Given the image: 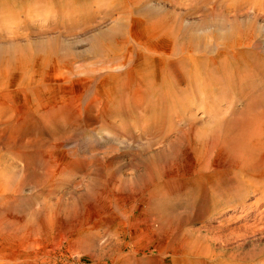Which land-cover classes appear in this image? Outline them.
I'll use <instances>...</instances> for the list:
<instances>
[{"label":"rangeland","instance_id":"rangeland-1","mask_svg":"<svg viewBox=\"0 0 264 264\" xmlns=\"http://www.w3.org/2000/svg\"><path fill=\"white\" fill-rule=\"evenodd\" d=\"M37 1L0 0V264H264V0Z\"/></svg>","mask_w":264,"mask_h":264},{"label":"bare ground","instance_id":"bare-ground-1","mask_svg":"<svg viewBox=\"0 0 264 264\" xmlns=\"http://www.w3.org/2000/svg\"><path fill=\"white\" fill-rule=\"evenodd\" d=\"M1 1H2V0H1ZM23 1H24V0H23ZM29 1H30V0H29ZM38 1H39V0H38ZM38 1H37V2H38ZM95 1H98V0H95ZM99 1H100V0H99ZM101 1H102V0H101ZM101 1H100V2H101ZM105 1H106V0H105ZM110 1H111V0H110ZM127 1H129V0H127ZM127 1L125 2V1L123 0L121 3H124V4H125V3H127ZM4 2L7 3V1H4ZM26 2H27V1H26ZM26 2H25V3H26ZM32 2L34 3V1H32ZM35 2H36V0H35ZM40 2H41V1H40ZM219 2H222V1L219 0ZM6 3H5L4 5H3V3H0V8H1V10L3 9V14H5V10H6L5 7H8V6L6 5ZM27 3H28V2H27ZM27 3H26V4H27ZM96 3H97V2H96ZM98 3H99V2H98ZM133 3H134V2H133ZM110 4H111V3H110ZM118 4H119V3H118ZM118 4H117V5H118ZM225 4H226V2H225ZM5 5H6V6H5ZM9 5H10V4H9ZM34 5H35V4H34ZM3 6H5V7H3ZM11 6H12V5H11ZM16 6H17V5H16ZM30 6L33 7V5H30ZM13 7H14V6H13ZM23 7H24V6H23ZM25 7H26V5H25ZM28 7H29V4H28ZM126 7H127V6H126ZM26 8H27V7H26ZM37 8H38V7H37ZM17 9H18V7H17ZM17 9H16V10H17ZM24 9H25V8H24ZM30 9H31V8H30ZM33 9H34V8H33ZM33 9H32V10H33ZM19 10H20V9H19ZM21 10H22V9H21ZM32 10H31V11H32ZM61 10H62V9H61ZM24 12H25V11H24ZM22 13H23V12H22ZM27 13H28V9H27ZM18 14H19V13H18ZM0 18H1V17H0ZM128 33H129V32H128ZM132 35H133V33H132ZM132 35H131V36H132ZM122 36H123V37H120V40H117V41H116L117 48H116V46L113 47L115 51L117 50V51H116V55H117V57H119V58L121 57V59L118 60V61H117V60H116V61L114 60L115 62H114L113 60H111V62H109V65H110V63H111V64H113V65L115 64V66H116V65H117V66H121V68H123L122 65H123V66H125V65L127 66V69H125V67L123 68V69H125V70H124L122 73H119V72H118V73H119V76H118L117 78H115L114 80L111 79V80H113V81H115V82L117 83L118 87H120L119 85H122L126 80H127L128 82H129V81H131V82L134 81V80H133L134 77H133V75L131 74V70H132V66H133V65H132L133 58H132L131 55H132V54L134 55L133 52H134L135 49H136V51H137V48H136V47H137V44H136V43H137V42H136L137 40L132 39V37H131L130 35H127V36L122 35ZM133 36H134V35H133ZM247 37H250V36H247ZM121 38H122V39H121ZM133 38H134V37H133ZM241 38H242V37H241ZM241 38H240V40H241ZM171 39L173 40V38H171ZM171 39H170V40H171ZM245 39H246V38H245ZM245 39H243L242 42H244ZM246 40H247V39H246ZM246 40H245V41H246ZM250 40H251V39H249V40H247V41H250ZM134 41H135L136 43H135ZM237 41H238V40H237ZM140 42H141V41H140ZM242 42H241V41H238V42H235V41H234L232 47H231L232 44H231V45L228 44V47H225V46H224L225 48L222 47V48H224V49H222V51L220 52V54L222 55L221 57H224V59H225V60H224V59L221 60V63H223L224 67H223V65H222L223 68H221V69H220V67L217 68V69H216L217 72L225 73V77H231L230 79H232L233 77H235V76H231V75H234V74L236 75V73L239 72V70H238L237 68H235V69L237 70V72L235 73L236 70L234 71V66H233V68L230 67L231 64H229V63H230L229 61H233L234 58H238V59H239V57L241 58L240 60H243V59H244V57H245V55H244L245 50H243L242 47H246V46H247V43H246V46H243L244 43H242ZM251 42H252V41H251ZM141 43H142V44H145V42H144V43L141 42ZM248 44H249V43H248ZM140 45H141V44H140ZM177 45H179V44H177ZM183 45H184V44H183ZM229 45H230V46H229ZM234 45H235V46H234ZM250 45H251V44H250ZM250 45H249V46H250ZM144 46H146V45H144ZM144 46H143V48H144ZM226 46H227V45H226ZM138 47H139V46H138ZM177 47H179V46H177ZM247 47H248V46H247ZM109 48L112 49L111 47H109ZM141 48H142V47H141ZM171 48H172V45H171ZM186 48H187V47H186ZM186 48H185V50H186ZM104 49H105V48H104ZM145 49H146V48H145ZM172 49H173V48H172ZM172 49H171V50H172ZM182 49H183V48H182ZM105 50H108V48H106ZM114 50H108L109 52L106 51L105 56H106L108 53H113V54H115V53H114ZM147 50H148V49H147ZM147 50H146V51H147ZM152 50H153V49H152ZM169 50H170V49H169ZM173 50H174V49H173ZM173 50H172V51H173ZM179 50H180V49H179ZM142 51H143V50H142ZM146 51H145V52H146ZM154 51H155V50H154ZM154 51H152V52H154ZM159 51H160V50H159ZM166 51H167V50H166ZM177 51H178V50H177ZM180 51H181V50H180ZM180 51H179V52H180ZM186 51H188V50H186ZM189 51H190V50H189ZM189 51H188V52H189ZM219 51H220V50H219ZM219 51H218V52H219ZM137 52H141V51H137ZM143 52H144V51H143ZM160 52H161V51H160ZM160 52H159V53H160ZM169 52H170V51H169ZM173 52H174V51H173ZM192 52H193V51H191V53H192ZM157 53H158V52H157ZM166 53H167V52H166ZM180 53H181V56H182L184 59H185V58H188L191 62H192V61L195 62V59L198 60V59H197L198 57H196L195 55L191 56V55H188L186 52H180ZM143 54H144V53H143ZM148 54H149V53H148ZM175 54H176V53H175ZM175 54H173V53L170 52V54H167L166 56H168V57L171 56V57H172V56L175 55ZM220 54H219V55H220ZM116 55H115V56H116ZM135 55H136V54H135ZM141 55H142V53H141ZM154 55H155V54H154ZM154 55H153V58H154ZM156 55H157V54H156ZM162 55H163V52H162ZM162 55H161V56H162ZM130 56H131V57H130ZM143 56H144V55H143ZM147 56H150V54L147 55ZM147 56H146V57H147ZM151 56H152V55H151ZM164 56H165V55H164ZM175 56H176V55H175ZM182 57H181V58H182ZM207 57H208V56H207ZM207 57H205V58H207ZM221 57H220V58H221ZM233 57H234V58H233ZM134 58H135V57H134ZM158 58H159V57H158ZM176 58H177V57H176ZM201 58H202V57H201ZM203 58H204V57H203ZM212 58H213V57H212ZM212 58H211V59H212ZM216 58H218V56H217ZM216 58H215L214 60H216ZM220 58H218V60H219ZM112 59H113V58H112ZM147 59H148V58H147ZM149 59H150V58H149ZM166 59H167V58H166ZM221 59H222V58H221ZM238 59H237V60H238ZM138 60H139V59H138ZM162 60H163V58H162ZM167 60H168V59H167ZM180 60H181V59H180ZM185 60H187V59H185ZM202 60H203V59H202ZM202 60H201L200 62H202ZM209 60H210V59H209ZM143 61H144V60H143ZM145 61H146V60H145ZM145 61L142 62V63H146V62L148 63V62H149V60L146 61V62H145ZM163 61H164V60H163ZM178 61H179V60H178ZM183 61H184V60H183ZM203 61H204V60H203ZM206 61H207V60H206ZM210 61H211V60H210ZM234 61L236 62V60H234ZM133 62H134V61H133ZM150 62H151V61H150ZM166 62H167V61H166ZM186 62H187V61H186ZM211 62H213V59H212ZM211 62H210V63H211ZM218 62H220V61H218ZM228 62H229V63H228ZM170 63H171V62H169V64H170ZM187 63H188V62H187ZM187 63H186V64H187ZM214 63H215V61H214ZM231 63H232V62H231ZM127 64H128V65H127ZM160 64H161V63H160ZM162 64H164V63H162ZM178 64H181V63L179 62ZM186 64H185V65H186ZM207 64H208V63H207ZM207 64H206V65H207ZM211 64H212V63H211ZM216 64H217V63H216ZM148 65L150 66L149 63H148ZM148 65L145 64L144 67H146V66H148ZM172 65H173V64H172ZM172 65H171V66H172ZM190 65H192V64H190ZM194 65L198 67L200 64H199V62L197 61V63H194ZM203 65H204V64H203ZM208 65H209V64H208ZM212 65H213V64H212ZM218 65H219V64H218ZM110 66H111V65H110ZM149 66H148V67H149ZM163 66H164V65H163ZM165 66H166V65H165ZM167 66H168V65H167ZM167 66H166V67H167ZM183 66H184V65H183ZM183 66H180V68H182ZM186 66H187V65H186ZM186 66H184V68H185ZM220 66H221V64H220ZM107 67H108V66H107ZM111 67H112V66H111ZM111 67H110V68H111ZM133 67H134V66H133ZM159 67H160V66H159ZM173 67H174V66H173ZM190 67H192V66H190ZM197 67H196V68H197ZM203 67H204V66H203ZM203 67L201 66V68H203ZM217 67H218V66H217ZM110 68H109V70H110ZM116 68H117V67H116ZM161 68H162V67H161ZM169 68H170V67L168 66V69H167V70H169ZM199 68H200V67H198V70H197V69L194 70L195 73H191V72H193V71L190 72L191 69H189L188 71H189V73L191 74V76H194L195 78H197L198 76H200V75H199L200 72H197V71H200V70H201V69L199 70ZM112 69H113V68H112ZM112 69H111L110 72H112ZM134 69H135V68H134ZM141 69H142V68H141ZM141 69H140V70H141ZM146 69H147V67H146ZM172 69H173V68H172ZM172 69H170V70H172ZM182 69H183V68H182ZM194 69H195V68H194ZM107 70H108V68L106 69V72H107ZM121 70H122V69H121ZM184 70H185V69H184ZM205 70H206V68H205ZM113 71L115 72V70H113ZM116 71H117V70H116ZM134 71L137 73L136 70H134ZM134 71H133V72H134ZM144 71H146V70H144ZM163 71H164V70L162 69L161 72H163ZM181 71H182V70H181ZM188 71H187V72H188ZM202 71H203V70H202ZM202 71H201V72H202ZM206 71H207V70H206ZM165 72H166V71H165ZM167 72H169V71H167ZM185 72H186V71H185ZM185 72H183V73H185ZM203 72H204V71H203ZM203 72H202V73H203ZM211 72H213V71H211ZM116 73H117V72H116ZM170 73H171V72H170ZM205 73H206V72H204V74H205ZM213 73H214V72H213ZM239 73H242V72L240 71ZM108 74L110 75V73H108ZM111 74H112V73H111ZM143 74H145V73H143ZM147 74H148V73H147ZM147 74H145V76H146ZM171 74H172V73H171ZM177 74H179V73H177ZM190 74H189V75H190ZM193 74H194V75H193ZM207 74H208V73H207ZM113 75H114V74H113ZM115 75H116V74H115ZM131 75H132V76H131ZM140 75L142 76V74H140ZM169 75H170V74H169ZM172 75H173V74H172ZM172 75H171V76H172ZM219 75H220V74H219ZM238 75H239V74H238ZM238 75H237V76H238ZM243 75H244V74H243ZM143 76H144V75H143ZM147 76H148V75H147ZM173 76H174V75H173ZM210 76H211V75H210ZM215 76H217V75H215ZM223 76H224V74H223ZM245 76H246V75H245ZM248 76H249V74H248ZM110 77H111V75H110ZM115 77H116V76H115ZM184 77H185V76H184ZM184 77H183V78H184ZM211 77H213V76H211ZM240 77H243V76H242V75H241V76L239 75V78H240ZM112 78H113V77H112ZM148 78H149V77H148ZM169 78H170V77H169ZM174 78H176V75L174 76ZM199 78H200V77H199ZM199 78H198V79H199ZM201 78H202V77H201ZM216 78H217V77H216ZM216 78H215V79H216ZM108 79H109V78H108ZM108 79H106V80H108ZM141 79H144V80H145V79H147V77H144V78H141ZM167 79H168V78H167ZM185 79H187V78H185ZM203 79H204V78H203ZM206 79L209 80L208 78H206ZM215 79L212 78L213 81L218 80V79H216V80H215ZM234 79H236V78H234ZM234 79H233V80H234ZM111 80H110V81H111ZM139 80H140V79H139ZM171 80H172V78H171ZM171 80H170V81H171ZM174 80H175V79H174ZM177 80H178V79H177ZM192 80H193V79H192ZM201 80H202V79H201ZM201 80H200V81H201ZM242 80H243V79H242ZM140 81H142V80H140ZM147 81H148V80H147ZM178 81H179V80H178ZM187 81H188V80H187ZM193 81H196V80H193ZM200 81H199V82H200ZM213 81H212V82H213ZM218 81H221V79L218 80ZM218 81H217V82H218ZM246 81H247V80H246ZM106 82H107V81H106ZM138 82H139V81H138ZM149 82H150V79H149ZM172 82H174V81H172ZM175 82H176V80H175ZM197 82H198V81H197ZM197 82H196V83H197ZM202 82H204V81L202 80ZM202 82H201V84H202ZM206 82H207V81H206ZM237 82H238V81H237ZM242 82H243V81H242ZM112 83H113V82H112ZM126 83H127V82H126ZM143 83H147V82H144V81H143ZM179 83H180V82H179ZM219 83H220V82H219ZM240 83H241V82H240ZM244 83H245V81H244ZM128 84H131V83H128ZM169 84H170V83H169ZM192 84H194V83H192ZM198 84H199V83H198ZM211 84H212V83H211ZM124 85H125V84H124ZM126 85H127V84H126ZM141 85H143V84L141 83ZM148 85H149V84H148ZM151 85H152V84H151ZM171 85L174 86L172 83H171ZM175 85H176V84H175ZM203 85H204V87H205L206 84L203 83ZM214 85H215V83H214ZM234 85H235V84H234ZM143 86H144V85H143ZM198 86L200 87V85H198ZM124 87H126V86H124ZM175 87H176V89H177V87H179V85H177V86H175ZM215 87H216V86H214V88H215ZM234 87H235V86H234ZM127 88H128V87H127ZM129 88H131V87H129ZM171 88H173V87H170V90H172ZM201 88H203V86H202ZM205 88L207 89V86H206ZM214 88H213V90H214ZM168 89H169V87H168ZM168 89H167V90H168ZM173 89H174V88H173ZM176 89H175V90H172V91H173L172 94H173L174 92L176 93ZM178 89H179V88H178ZM203 89H204V88H203ZM127 90H128V89H127ZM170 90H169V91H170ZM207 90L209 91V89H207ZM146 91H147V90H146ZM123 92H124V91H123ZM170 92H171V91H170ZM126 93H127V92H126ZM167 93L169 94L168 91H167ZM175 93H174V94H175ZM124 94H125V93H124ZM164 95H165V94H164ZM167 96H168V95H167ZM175 96L178 97V93H177V95H175ZM158 97H159V96H158ZM168 97H169V96H168ZM177 99H178V98H177ZM158 100H160V98H159ZM170 100H171V98H170ZM175 100H176V98H175ZM172 101H173V100H172ZM173 102H174V101H173ZM170 103H171V102H170ZM175 104H176V103H175ZM179 104H181V103L179 102L177 105H179ZM181 105H182V104H181ZM183 105H184V103H183ZM176 107H177V106H176ZM171 108H172V107H171ZM181 111H182V110H181ZM178 112H179V111H178ZM182 113H184V112H182ZM182 115H183V114H182ZM172 116H173V114H172ZM183 117H184V116H183ZM126 120H127V119H126ZM122 121H123V120H122ZM189 121H190V119H189ZM188 123H190V122H188ZM191 123H192V122H191ZM187 128H188V126H187ZM253 134H254V133H253ZM242 136H243V135H242ZM251 136H253V135H251ZM239 137H240V136L238 135L237 138H238L239 141L237 140L238 143L236 142V146H235V143H234V146H235V150L240 151V152H244V155H245V156H242V155H241V156H242L241 158H244L243 160H244L245 162H247V164H249V165H250V164L257 165V166L263 165V162H264V153H260V152L257 150V148H256L257 145L255 144L256 142H254V141H253V142H250V140L248 141L247 138H243V137H242L241 139H239ZM253 137H254V136H253ZM237 138H236V139H237ZM234 140H235V139H234ZM234 140H233V141H234ZM254 140H255V139H254ZM229 142H230V141H229ZM229 144H230V143H229ZM229 144H228V145H229ZM231 145H233V144H230V146H231ZM222 147H223V145H222ZM232 147H233V146H232ZM232 147H231V148L229 147V149H233L232 151H233V152H236V151L234 150V147H233V148H232ZM229 149H228V152L230 151ZM224 150H225V149H224ZM247 150H248L249 152H254L255 156L257 155V159H256V160L254 159L255 156H252L251 158H249V156L247 157V156H246V152H247ZM221 151H223V148L221 149ZM221 151H220V155H222V154H221ZM232 151H230V152H231V155H232V153H233ZM218 152H219V151H218ZM224 152H226V150H225ZM227 154H228V153H227ZM227 154H226V155H227ZM236 154L238 155L237 152H236ZM220 155H219V156H220ZM223 155H225V153H224ZM233 155H235V153H234ZM233 155H232V157H233ZM237 155H236V157H237ZM238 156H239V155H238ZM226 157H227V156H226ZM229 157H230V156H229ZM234 158H235V157H234ZM199 159H200V158H199ZM235 159H237V161L242 160V159H240V158H235ZM238 159H240V160H238ZM187 160H188V159H187ZM200 160H201V159H200ZM229 160H230V159H229ZM231 161H232V160H231ZM200 162H201V161H200ZM200 162H199L198 164H200ZM242 164H243V163H242ZM242 164H241V165H242ZM204 165H205V164H204ZM244 165H245V164H244ZM198 166H201V165H198ZM202 166H203V164H202ZM205 166H206V165H205ZM205 166H204V167H205ZM209 166H210V165H209ZM214 166H215V165H214ZM214 166H213V167H214ZM239 166H240V165H239ZM239 166H238V168H239ZM251 166H252V165H251ZM251 166H250V167H251ZM206 167H207V166H206ZM206 167H205V168H206ZM216 167H217V166H216ZM225 167H226V166H225ZM235 167H236V166H235ZM207 168H210V167H207ZM211 168H212V166H211ZM241 168H242V167H240V170H241ZM255 168H256V167H255ZM224 169H225V168H224ZM206 170H207V169H206ZM220 170H222V172H223V169H220ZM240 170H239V171H240ZM214 171H215V170H214ZM217 171H219V170L217 169ZM225 171H226V170H225ZM227 171H228V170H227ZM255 171H257V169H255ZM219 172H221V171H219ZM222 172H221V173H222ZM232 172H233V171H232ZM229 173H230V172H229ZM240 173H241V171H240ZM255 173H256V172H255ZM258 173H259V172H258ZM258 173H257V175H258ZM260 173H262V171H261ZM224 174H225V173H223V175H224ZM241 174H242V173H241ZM225 175H227V174H225ZM225 175H224V176H225ZM229 175H230V174H229ZM255 175H256V174H255ZM255 175H254V176H255ZM241 176H242V175H241ZM243 176H244V175H243ZM262 176H263V174H262ZM262 176H261V177H262ZM227 177H228V176H227ZM261 177H258V178H261ZM241 178H242V177H241ZM246 178H247V177H246ZM243 180H244V179H243ZM263 218H264V217H263ZM232 242H233V241H232ZM220 263H222V262L219 261L218 264H220Z\"/></svg>","mask_w":264,"mask_h":264}]
</instances>
